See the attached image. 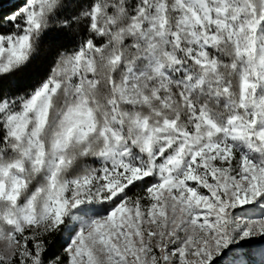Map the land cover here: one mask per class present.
Instances as JSON below:
<instances>
[{"label": "snow or ice", "instance_id": "6c2138e0", "mask_svg": "<svg viewBox=\"0 0 264 264\" xmlns=\"http://www.w3.org/2000/svg\"><path fill=\"white\" fill-rule=\"evenodd\" d=\"M0 264H264V0H0Z\"/></svg>", "mask_w": 264, "mask_h": 264}]
</instances>
